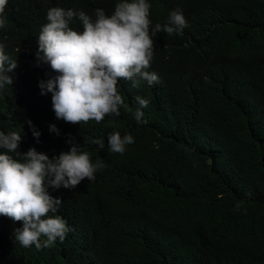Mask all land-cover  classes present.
Returning <instances> with one entry per match:
<instances>
[{
	"label": "trees",
	"instance_id": "trees-1",
	"mask_svg": "<svg viewBox=\"0 0 264 264\" xmlns=\"http://www.w3.org/2000/svg\"><path fill=\"white\" fill-rule=\"evenodd\" d=\"M117 2L8 0L0 43L18 66L9 73L13 84L0 90V131L20 132L21 155L34 148L58 157L73 146L70 139L85 151L91 132L87 123L57 119L51 93L41 95L39 83L59 75L33 49L48 10L73 7L95 20L97 8L110 16ZM147 2L152 28L176 9L187 27L175 37L153 36L148 71L158 82L132 87L120 80V115L89 121L104 147L115 132L134 142L111 160L97 146L95 155L109 165L101 184L48 189L73 227L63 242L23 247L14 235L22 223L0 215V264H264V0ZM70 27L82 31L78 19ZM137 96L149 100L140 123ZM138 152L145 162L133 171L123 157ZM110 209L115 229L98 231L91 215L107 221Z\"/></svg>",
	"mask_w": 264,
	"mask_h": 264
},
{
	"label": "clouds",
	"instance_id": "clouds-1",
	"mask_svg": "<svg viewBox=\"0 0 264 264\" xmlns=\"http://www.w3.org/2000/svg\"><path fill=\"white\" fill-rule=\"evenodd\" d=\"M7 4L8 0H0V35L8 23ZM70 8L48 10V22L40 25L35 34V37L39 35L38 44L33 49L37 50L38 60L59 73L39 83L41 95L51 93L56 118L73 125L90 126L85 151L70 139L73 146L58 157L50 159L34 148L21 155L18 152L20 132L0 131V149L4 150L0 154V215L21 222L22 228L15 229V241L23 247L34 245L38 250L52 246L58 238L63 242L69 229H73L60 213L62 201L52 197L48 189H74L82 181L88 185L85 180L101 184L109 165L95 155L99 151L97 146L111 160V155L123 156L129 150L126 145L134 142L131 135L122 137L115 132L108 137L109 146L104 147L89 121L100 123L105 116L120 115V108L125 106L118 87L120 80L131 81L132 87H139L142 81L150 86L158 82V76L148 71L154 54L153 36L164 31L168 37H175L174 32L181 33L187 27L183 12L176 9L170 12L163 27L157 23L152 28L151 5L147 0H118L110 16L97 8L95 20L83 11ZM75 19L81 22L82 31L70 27ZM17 66V60L10 59L5 45L0 43V90L13 84L9 73ZM136 101L139 108L135 119L140 123L144 115L141 109L148 107L149 100L137 96ZM27 123L32 128L31 121ZM32 130L38 139L40 132ZM50 131L59 135L55 125L50 126ZM9 153H15L17 158ZM123 158L134 171L144 164L146 157L138 152ZM110 180L114 186L117 184L114 170ZM113 212L106 210L107 221L91 215L98 231L112 233L117 225L111 224ZM123 217L124 213L119 218Z\"/></svg>",
	"mask_w": 264,
	"mask_h": 264
}]
</instances>
